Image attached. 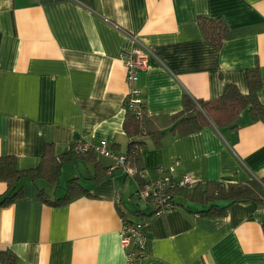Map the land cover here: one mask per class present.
I'll list each match as a JSON object with an SVG mask.
<instances>
[{"label": "crops", "instance_id": "1", "mask_svg": "<svg viewBox=\"0 0 264 264\" xmlns=\"http://www.w3.org/2000/svg\"><path fill=\"white\" fill-rule=\"evenodd\" d=\"M199 16L224 20L221 47L204 39ZM136 44L148 50L137 80L148 115L177 112L186 93L217 97L226 83L246 93L248 68L264 83V0H0V155L32 168L47 143L60 155L76 138L126 153L121 54ZM257 96L264 103V88ZM236 123L187 134L166 127L159 143L143 137L142 179L175 159L174 174L195 184L264 175V122L244 109ZM112 164L95 154L64 162L56 183L22 177V194L0 206V250L19 264H264V206L241 201L207 215L181 188L175 208L146 224L147 255L127 262L122 223L150 210L137 201L134 174ZM74 177L81 194L57 204L39 196H63ZM6 189L0 180V196Z\"/></svg>", "mask_w": 264, "mask_h": 264}, {"label": "trees", "instance_id": "2", "mask_svg": "<svg viewBox=\"0 0 264 264\" xmlns=\"http://www.w3.org/2000/svg\"><path fill=\"white\" fill-rule=\"evenodd\" d=\"M201 33L206 41L214 47H221L226 34V23L221 18L198 17ZM248 90L242 93L236 84L226 83L222 93L214 98L202 99L183 94L182 107L170 114L148 115L145 111L141 116H135L130 110L125 109L123 127L130 137L126 158L135 169L134 177L139 181V187L144 184L140 172L143 170L139 157V147L145 136H150L156 143L164 135L163 130L169 127L173 134H187L200 130L207 124L217 128L229 126L237 127V119L240 113L247 109L252 120L264 122V103L260 102L257 91L264 88L257 67L246 70ZM144 137V138H143ZM78 157L94 158L92 152H78L68 148L64 153L55 155L51 143L44 147L39 163L32 168L20 169L16 166L14 155H0V180L5 181L7 189L0 196V206L7 205L22 194L19 181L28 175L34 178H42L49 183L58 181L61 165ZM97 178V176H93ZM188 187L179 188L186 196L206 204L207 207L201 213L207 215H221L226 207L235 202L256 201L264 206V175L251 177L246 182L207 181L204 184L196 183L192 191ZM85 189L79 182L78 177L70 178L66 182L63 196L47 199L42 190L39 196L52 204L62 203L81 194ZM224 201V204H219ZM264 225V221H262ZM0 262L2 264H19L16 255L10 251L0 250Z\"/></svg>", "mask_w": 264, "mask_h": 264}, {"label": "built area", "instance_id": "3", "mask_svg": "<svg viewBox=\"0 0 264 264\" xmlns=\"http://www.w3.org/2000/svg\"><path fill=\"white\" fill-rule=\"evenodd\" d=\"M148 50L136 44L132 49L121 54L125 66V80L127 92L124 97V108L130 110L135 116H141L145 111V103L137 86L138 73L147 67ZM78 152H93L99 156L109 157L113 160L111 168L120 167L126 173L134 174L135 169L130 165L125 153L113 151L104 139L96 143L76 138L69 146ZM179 160L175 159L168 167L159 166L156 176L145 181L136 191L137 201L140 205L149 208V213H142L136 221H123L120 228V242L126 250L127 262L144 257L148 253V237L145 229L152 216L162 215L176 206L174 193L177 189L194 186L195 182L187 174H174ZM264 214V207H262Z\"/></svg>", "mask_w": 264, "mask_h": 264}]
</instances>
